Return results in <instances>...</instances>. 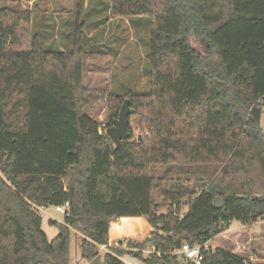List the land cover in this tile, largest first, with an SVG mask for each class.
I'll list each match as a JSON object with an SVG mask.
<instances>
[{
	"label": "trees",
	"instance_id": "obj_1",
	"mask_svg": "<svg viewBox=\"0 0 264 264\" xmlns=\"http://www.w3.org/2000/svg\"><path fill=\"white\" fill-rule=\"evenodd\" d=\"M109 4L111 15L150 25L149 90L122 96L146 132L129 128L118 147L105 130L122 98L108 96L101 134L84 110L80 25L70 50L43 49L28 12L0 9V264H70L71 229L91 262L115 222L137 239L150 229L129 244L160 254L144 264H178L169 254L184 243L209 244L232 222H264V0ZM65 202L68 216L51 223L58 234L48 241L38 209ZM201 264L251 263L214 247Z\"/></svg>",
	"mask_w": 264,
	"mask_h": 264
},
{
	"label": "rangeland",
	"instance_id": "obj_2",
	"mask_svg": "<svg viewBox=\"0 0 264 264\" xmlns=\"http://www.w3.org/2000/svg\"><path fill=\"white\" fill-rule=\"evenodd\" d=\"M109 5V0H0V9L8 8L30 14L31 34L41 30L44 32L43 37L47 38V43H43L44 48L60 49L63 40L67 38L69 23L73 27L72 33L75 23L80 25L86 53L82 58V85L86 90L84 110L104 125L108 121L109 95L121 97L123 103L127 98L122 96L128 93L143 95L149 90V21L144 17L113 16ZM99 36L107 39L105 42L110 49L108 55L96 62L89 60L95 59L90 53L95 49L90 46L92 41L87 38L92 40ZM58 37L60 42H57ZM52 38L55 41L53 43ZM191 38V46L200 49L198 42ZM95 69H101L104 75L94 77L90 72ZM95 78L98 80H91ZM260 127L264 131V103ZM129 128L133 136L146 132L138 118L129 121ZM40 215L41 230L47 240L52 241L58 231L51 223L62 224L63 213L55 212L50 206L44 208ZM115 232L118 236L125 234ZM82 238L80 233L70 230V264L90 263L80 258L79 245ZM209 246L233 251L251 264H264V222L258 221L251 227L232 222L228 230L209 243Z\"/></svg>",
	"mask_w": 264,
	"mask_h": 264
},
{
	"label": "built area",
	"instance_id": "obj_3",
	"mask_svg": "<svg viewBox=\"0 0 264 264\" xmlns=\"http://www.w3.org/2000/svg\"><path fill=\"white\" fill-rule=\"evenodd\" d=\"M106 129L104 124H101L98 132L101 134L102 131ZM55 212L63 213V215L68 216V203L65 202L63 205L54 206ZM40 213L43 212L44 208H39ZM41 216V215H40ZM121 222H115L112 226V232H115L118 227H121ZM148 234L144 235L141 238H136V241H133V237H125L118 235H108L107 243L105 245L97 246V254L103 255L108 254L116 258L121 264H144L143 260H149L152 256H160L159 253L155 251L154 246L147 245L146 247H131V243H142ZM207 248H214V246H209L208 243L199 246H191L187 243L181 245V247L174 249L169 255L176 256L178 258V264H201L202 262V250ZM217 248V247H216ZM120 250L123 253L117 255L114 251ZM140 255V257H138Z\"/></svg>",
	"mask_w": 264,
	"mask_h": 264
},
{
	"label": "water",
	"instance_id": "obj_4",
	"mask_svg": "<svg viewBox=\"0 0 264 264\" xmlns=\"http://www.w3.org/2000/svg\"><path fill=\"white\" fill-rule=\"evenodd\" d=\"M128 105V100H125L120 107L117 119L113 121L111 127L105 130L106 136L114 147H118L122 142L127 141L130 138L128 132L129 116L132 114V110ZM213 205L216 209H220L223 206V202L220 198H216ZM89 264H102L101 256L97 255Z\"/></svg>",
	"mask_w": 264,
	"mask_h": 264
},
{
	"label": "crops",
	"instance_id": "obj_5",
	"mask_svg": "<svg viewBox=\"0 0 264 264\" xmlns=\"http://www.w3.org/2000/svg\"><path fill=\"white\" fill-rule=\"evenodd\" d=\"M68 27H69V29H68V32H67V38L65 40H63V42H62L63 46H60L61 47L60 49H58V48H44L43 43H45V44L47 43V40H46L47 38L45 39V37H43V33L44 32L41 30L40 32L36 33L38 35V39H39V42H40V45L42 46V48L43 49H50V50H57V51H61V52H65V51L70 50L72 48V45H73V33H72L73 27L70 26V23H69ZM87 40L92 41L90 46H93V48L95 49L94 51L90 52L92 55L95 56V59H89V58H92V57H89L88 58L89 60H96V62H97V60H101L102 59L101 57L104 58L105 55H108L107 53L109 52L110 48H108L107 42H105L107 39H103V38H101V36H99L97 38H93L92 40L90 38L89 39L87 38ZM51 41H52V43L55 42L53 40V38L51 39ZM60 41L61 40L58 37L57 42H60ZM86 45H88V44L86 43ZM90 73L94 74V77H96V78H97L98 75H104V72H102L101 69L92 70ZM96 78L95 79H91V80H98ZM86 115L90 119L98 122V119L96 117H93L90 114H86ZM111 231H112V229H111ZM149 231H150V229L148 230L147 234L149 233Z\"/></svg>",
	"mask_w": 264,
	"mask_h": 264
},
{
	"label": "bare ground",
	"instance_id": "obj_6",
	"mask_svg": "<svg viewBox=\"0 0 264 264\" xmlns=\"http://www.w3.org/2000/svg\"><path fill=\"white\" fill-rule=\"evenodd\" d=\"M123 236H125V237H129L126 233H125Z\"/></svg>",
	"mask_w": 264,
	"mask_h": 264
}]
</instances>
